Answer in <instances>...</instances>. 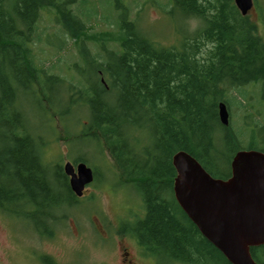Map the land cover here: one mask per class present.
I'll return each instance as SVG.
<instances>
[{"label": "trees", "instance_id": "1", "mask_svg": "<svg viewBox=\"0 0 264 264\" xmlns=\"http://www.w3.org/2000/svg\"><path fill=\"white\" fill-rule=\"evenodd\" d=\"M167 1V12L201 22L175 47L157 45L144 34L124 0H110L113 33L87 32L98 13L95 0H0V210L51 237L58 211L78 198L63 168L45 161L22 104L32 98L40 111L47 102L55 112L47 92L66 88L61 78L38 69L31 50L48 10L62 43L64 37L77 42L91 67L87 86L77 89L90 116L81 138L103 142L144 203L145 216L131 229L139 245L178 264H230L177 204L172 157L185 151L210 175L227 179L238 151L264 153V123L251 124L250 147L243 149L241 133L222 126L218 114L231 88L259 84L264 103V40L233 0ZM85 39L95 42L94 55ZM251 254L264 264V246Z\"/></svg>", "mask_w": 264, "mask_h": 264}, {"label": "rangeland", "instance_id": "2", "mask_svg": "<svg viewBox=\"0 0 264 264\" xmlns=\"http://www.w3.org/2000/svg\"><path fill=\"white\" fill-rule=\"evenodd\" d=\"M95 1L98 13L90 20L87 32L113 33L116 26L110 0ZM124 4L129 9L130 19L160 46H177L201 25L197 18L167 12L171 9L167 0H124ZM243 17L264 40V0H254L252 10ZM52 20L53 15L46 10L31 42V50L38 69L61 78L67 89L62 87L58 92V87L51 94L47 92L58 110L56 113L48 109L47 102L40 111L32 98H26L22 104L28 111L32 132L41 138L49 165L63 168L66 162L80 163L75 161L82 158L96 177L87 186L85 196L58 211L59 217L49 226L51 237L39 234L23 218L0 210V264H48L44 262L47 257L54 264H123L126 251L133 264H178L161 254L151 256L139 245L131 229L145 216L141 196L123 178L102 141L96 144L91 139L81 138L90 116L77 89L87 86L91 67L81 59L77 42L64 37L66 43H62L63 38L56 35L58 27ZM85 40L89 55H94L98 51L95 42ZM77 68L84 71L82 76ZM260 92L261 85L250 84L231 88L227 93L229 126L241 133L243 149L250 147V133L254 128L251 124L264 123ZM239 101L244 102L246 108Z\"/></svg>", "mask_w": 264, "mask_h": 264}, {"label": "water", "instance_id": "3", "mask_svg": "<svg viewBox=\"0 0 264 264\" xmlns=\"http://www.w3.org/2000/svg\"><path fill=\"white\" fill-rule=\"evenodd\" d=\"M233 1L242 16L254 5V0ZM218 108L220 123L228 127L227 105L220 102ZM172 165L174 198L201 235L230 264H257L251 249L264 246V153L238 151L227 179L213 177L185 151L174 154ZM63 170L71 190L82 197L93 182L92 169L83 162H66Z\"/></svg>", "mask_w": 264, "mask_h": 264}, {"label": "flooded vegetation", "instance_id": "4", "mask_svg": "<svg viewBox=\"0 0 264 264\" xmlns=\"http://www.w3.org/2000/svg\"><path fill=\"white\" fill-rule=\"evenodd\" d=\"M75 166H76V164L77 163H73ZM92 169V168H91ZM92 171H93V177H94V179H93V182H94V180H95V177H96V173H95V171L92 169ZM67 177V176H66ZM68 178V177H67ZM68 182H69V178H68ZM92 182V183H93ZM86 189H87V187L85 188V190H84V193H83V196H85L86 194H85V191H86ZM82 196V197H83ZM121 232V231H120ZM129 256V252H124V258H123V260H122V263L123 264H133L134 262H133V260H131L130 259V257H128ZM47 262L48 264H54L51 260H49L48 259V257H47V259H45L44 260V262Z\"/></svg>", "mask_w": 264, "mask_h": 264}]
</instances>
